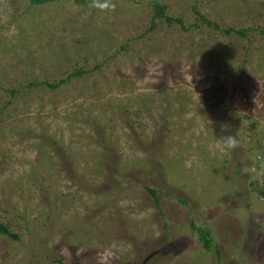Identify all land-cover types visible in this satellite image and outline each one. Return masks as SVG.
<instances>
[{"label":"rangeland","instance_id":"374dc122","mask_svg":"<svg viewBox=\"0 0 264 264\" xmlns=\"http://www.w3.org/2000/svg\"><path fill=\"white\" fill-rule=\"evenodd\" d=\"M159 1L0 0V264H264V0Z\"/></svg>","mask_w":264,"mask_h":264},{"label":"trees","instance_id":"16d2710c","mask_svg":"<svg viewBox=\"0 0 264 264\" xmlns=\"http://www.w3.org/2000/svg\"><path fill=\"white\" fill-rule=\"evenodd\" d=\"M30 2L31 6H42L51 2H55L58 0H28ZM77 3L85 6L88 2H98V1H108V0H75ZM140 1H148L151 4L153 17L151 19V26L149 28V31L154 29L156 25V20L159 22L165 23L167 26H177L179 27V30L183 33H187L192 30H196L199 28L198 24H193V26L186 27L184 25V21L181 18H174L167 15L166 12V6L161 4L159 0H140ZM192 12L193 14L198 18L200 23L205 26L207 29L212 30L213 32H218L224 36L227 37H235L240 39H245L247 37L248 30H234L233 28L228 29H221L220 26L216 23L210 22L204 15H202L195 6H192ZM85 72L83 70H77L76 72H73L70 74L67 79L61 80L56 84H45L46 86L50 87L51 89L58 88L62 84L68 82L73 77H79L83 75ZM9 94L11 96H14L16 94V91H9ZM154 202V205L157 209L160 208L159 201L157 198V194L155 191H152L147 188V191ZM261 196L264 198V190L261 192ZM191 228L195 229V224H191ZM0 234L4 236H8L13 241H18V236L11 233L4 225L0 224ZM198 235L199 240L198 242L201 244L202 248L205 251H211V249L214 247L213 238L210 236V233L207 230L198 229Z\"/></svg>","mask_w":264,"mask_h":264},{"label":"clouds","instance_id":"9594fccd","mask_svg":"<svg viewBox=\"0 0 264 264\" xmlns=\"http://www.w3.org/2000/svg\"><path fill=\"white\" fill-rule=\"evenodd\" d=\"M219 140L222 147L225 149H232L237 144V138L234 134L222 135Z\"/></svg>","mask_w":264,"mask_h":264}]
</instances>
